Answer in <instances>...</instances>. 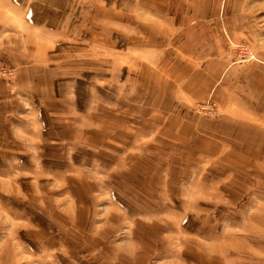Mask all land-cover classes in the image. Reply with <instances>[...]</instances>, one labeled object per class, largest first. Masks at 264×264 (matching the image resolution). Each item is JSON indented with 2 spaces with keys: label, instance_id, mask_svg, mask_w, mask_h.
I'll return each instance as SVG.
<instances>
[{
  "label": "rangeland",
  "instance_id": "obj_1",
  "mask_svg": "<svg viewBox=\"0 0 264 264\" xmlns=\"http://www.w3.org/2000/svg\"><path fill=\"white\" fill-rule=\"evenodd\" d=\"M163 7L0 0V264H264L260 133L172 100ZM222 11L264 59V0Z\"/></svg>",
  "mask_w": 264,
  "mask_h": 264
},
{
  "label": "crops",
  "instance_id": "obj_2",
  "mask_svg": "<svg viewBox=\"0 0 264 264\" xmlns=\"http://www.w3.org/2000/svg\"><path fill=\"white\" fill-rule=\"evenodd\" d=\"M223 2L164 0L165 21L153 34L150 50L158 54L151 60L153 71L156 75L168 70L172 100L180 105L193 106L212 98L216 114L210 125H218L222 134L232 122L242 125L247 133L258 131L254 147L264 151V59L238 62L236 35L223 14ZM161 50L173 54L174 63L173 57L167 59ZM151 61L143 63L151 65ZM254 159L263 163L264 154L257 152Z\"/></svg>",
  "mask_w": 264,
  "mask_h": 264
},
{
  "label": "built area",
  "instance_id": "obj_3",
  "mask_svg": "<svg viewBox=\"0 0 264 264\" xmlns=\"http://www.w3.org/2000/svg\"><path fill=\"white\" fill-rule=\"evenodd\" d=\"M239 50L242 51L243 55L245 56H242L241 59L239 60V63H243L245 61H248L252 58H254V55L252 53H250L249 51H247V47L244 46V47H241V46H238ZM210 103L208 101H205V104H203L202 106L204 108H206L205 110H208L210 111Z\"/></svg>",
  "mask_w": 264,
  "mask_h": 264
}]
</instances>
